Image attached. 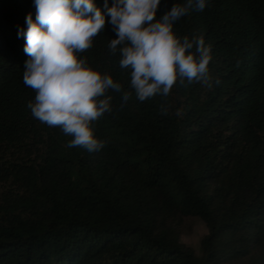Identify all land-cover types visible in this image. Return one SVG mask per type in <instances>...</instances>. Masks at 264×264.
Segmentation results:
<instances>
[{"label":"trees","instance_id":"trees-1","mask_svg":"<svg viewBox=\"0 0 264 264\" xmlns=\"http://www.w3.org/2000/svg\"><path fill=\"white\" fill-rule=\"evenodd\" d=\"M174 3L186 0H161L158 18ZM29 14L35 0H0V264H264V0L191 9L174 32L212 46L211 86L144 102L106 24L79 56L132 97L106 93L98 152L67 147L27 107ZM192 219L207 229L199 253L182 241Z\"/></svg>","mask_w":264,"mask_h":264},{"label":"clouds","instance_id":"clouds-1","mask_svg":"<svg viewBox=\"0 0 264 264\" xmlns=\"http://www.w3.org/2000/svg\"><path fill=\"white\" fill-rule=\"evenodd\" d=\"M207 3H174L158 18L161 0H116L112 7L105 2L106 13L94 0H35V20L29 14L27 30L21 31L30 57L23 82L35 93L27 105L32 116L71 137L69 148L98 152L106 146L93 128L112 111L106 93L123 92L126 104L132 92L123 91L111 75L93 70L79 54L92 48L108 23L117 37L108 44L110 53H119V67L130 73L131 89L140 102L168 97L177 83L211 86L212 46L202 36L180 38L174 32L177 21L191 9L202 12Z\"/></svg>","mask_w":264,"mask_h":264},{"label":"rangeland","instance_id":"rangeland-1","mask_svg":"<svg viewBox=\"0 0 264 264\" xmlns=\"http://www.w3.org/2000/svg\"><path fill=\"white\" fill-rule=\"evenodd\" d=\"M207 234L205 225L197 220L192 219L187 223V227L182 235V241L193 247L197 253H199V243L204 235Z\"/></svg>","mask_w":264,"mask_h":264}]
</instances>
